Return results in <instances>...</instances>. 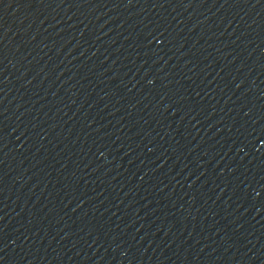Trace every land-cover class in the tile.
<instances>
[{
    "label": "water",
    "instance_id": "obj_1",
    "mask_svg": "<svg viewBox=\"0 0 264 264\" xmlns=\"http://www.w3.org/2000/svg\"><path fill=\"white\" fill-rule=\"evenodd\" d=\"M0 264H264V0H0Z\"/></svg>",
    "mask_w": 264,
    "mask_h": 264
}]
</instances>
